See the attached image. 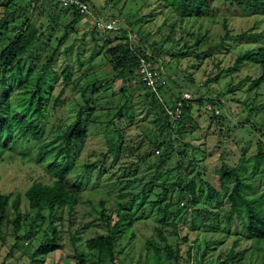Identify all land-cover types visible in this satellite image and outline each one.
<instances>
[{
  "label": "rangeland",
  "instance_id": "374dc122",
  "mask_svg": "<svg viewBox=\"0 0 264 264\" xmlns=\"http://www.w3.org/2000/svg\"><path fill=\"white\" fill-rule=\"evenodd\" d=\"M91 1L105 18L117 20L118 27L127 32L140 30L149 42L147 49L164 61L168 77L159 97L166 104L172 105L183 89L192 91L196 100L203 98L204 104L193 103L181 132L174 136L173 152L161 148L160 155L156 151L155 155L142 159L151 150L152 143L168 141L158 128L166 118L137 73L121 77L108 64L103 49L107 33L95 34L87 17L79 20L68 36L54 65L57 75L49 76L43 141L30 143L27 139H18L19 126L13 117H35L37 100L32 103V93L46 54L37 66L26 63L22 72L16 66L3 72L1 79L5 82H0V95L9 96L6 107L13 125L0 141V193L14 198L21 196L24 220L20 233L26 238L13 250L17 244L15 227L5 225L0 234V264H75L72 257L77 253L86 255L87 264H103L97 253L86 245L88 240L109 232L101 219L102 200L111 212L116 204L124 205V212L132 214L135 220L131 230L118 234L119 264H190L189 248H193L197 258L202 256L205 264H264V241L249 239L244 222L237 214L229 222L232 207L229 195L235 182L230 181L223 187L220 181L225 166L239 167L256 191L263 189L260 170L264 163L258 171L254 165L258 144L264 147V84L249 91L262 71L250 64L235 73L228 71L241 54L257 46L264 47V41L255 37L264 35V13L242 10L243 14L237 15L223 11L213 18L182 22L176 20L169 8L154 0ZM42 4L34 17L28 12L24 15L55 46V40L63 36L64 25L74 12H66L64 6L49 0ZM9 5L10 0H0V20L7 16L4 7ZM16 5L19 9L13 10L18 19L22 9L28 8L27 0H16ZM56 9L59 14L54 13ZM117 35L115 31L112 37ZM133 39L138 41L135 34ZM67 66L73 71L70 85L63 77ZM86 85H90L88 98L94 101L95 110L87 128V140L73 147L72 172L68 177L72 183L82 182L81 200L73 218L66 210L63 222L56 223L63 231V253L38 256L36 250L45 237L44 231L52 235V230L49 221L41 219L33 235L26 236L27 228L36 217L26 191L37 181L50 183L44 172L53 159L50 156L38 165L36 147L52 141L76 120L79 110L85 106L82 89ZM95 85L98 95L93 94ZM58 99V105L54 106ZM211 100L215 105L209 111L207 106ZM120 110L123 118L118 116ZM117 131H124L126 141L133 143L137 150L120 156ZM161 159H165V165L159 170ZM104 163L106 167L102 168ZM187 182L197 185V204L193 210L181 206L186 199L178 190L173 191L175 184ZM211 186L219 191L220 197L209 201L207 194ZM167 206L170 213L179 210L180 214L166 218ZM43 214L47 216L48 211ZM9 216L12 220L16 217L12 208ZM116 221L115 212L113 223ZM172 224L178 228L175 230ZM164 236L174 248V257L164 250ZM185 238L188 242H184ZM156 248L161 249L159 260Z\"/></svg>",
  "mask_w": 264,
  "mask_h": 264
},
{
  "label": "trees",
  "instance_id": "16d2710c",
  "mask_svg": "<svg viewBox=\"0 0 264 264\" xmlns=\"http://www.w3.org/2000/svg\"><path fill=\"white\" fill-rule=\"evenodd\" d=\"M52 3L61 5L57 0H49ZM93 4L91 0H87ZM158 2L162 7L169 8L176 16V20L182 22L191 20L193 18L205 19L218 16L221 12H234L237 15L242 13V10H246L252 14L264 13V0H154ZM46 3V2H45ZM43 3V4H45ZM41 4L39 8L43 5ZM28 8L22 9L19 18L15 16L14 8H17L16 0H10V5L5 6L4 9L7 12V16L1 18L0 23V82L4 83V79H1L3 72L13 67H17L19 72H22L26 63L31 64L33 67L38 65V61L43 54H46V61L41 65L40 71L36 77L35 91L32 93V103L36 99L37 104L35 107V117L20 118L19 116L13 117L17 122L19 129L18 139H27L28 142H41L46 135V127L44 125V118L46 116L47 101L50 94L47 93V84L49 82V76L51 73L57 75L54 65L60 55L63 46L66 43L68 36L74 29V26L84 16L73 8H65L66 12H74L71 20L64 25L63 36L58 37L55 42V46L50 38H47L44 33L40 32L32 23V19L26 17L24 13L28 12L29 15L35 16L31 13L32 2L27 0ZM94 5V4H93ZM38 8V10H39ZM24 10V11H23ZM57 9L55 14H59ZM243 14V13H242ZM28 15V14H27ZM63 15V14H62ZM118 24V21H117ZM118 27V25H117ZM19 28V29H17ZM225 28L228 30V22L225 23ZM94 33L96 30L93 28ZM118 31L116 37H112V34ZM106 34V39L103 43V49L105 50V59L118 76L125 77L127 75H134L138 73L141 56H144L149 62L154 59H160L158 56L153 55L147 48L150 46L148 40L143 38L142 32L139 30H126L118 27L117 30L103 32ZM133 34L138 38V41L134 42ZM245 36V35H244ZM259 40L264 41V35L255 36ZM8 41V42H7ZM7 42V43H6ZM2 43V45H1ZM137 43V44H136ZM199 44V41H198ZM150 54L148 56L147 54ZM163 65L164 61L161 59ZM257 65L259 66L261 76L254 80L249 87V91H253L264 84V47L257 46L241 54L233 68L228 72L235 73L243 65ZM4 70V71H3ZM138 76V74H137ZM64 81L67 85H70L73 77V71L70 66H67L63 71ZM168 74L166 72V78L163 85L159 87V91L165 85ZM143 84V83H142ZM144 85V84H143ZM144 87L149 91V95L152 96L159 104L162 115L166 118V122L159 128L161 135L165 136L167 142H154L150 145L151 150L146 151L144 154L141 152L142 159L149 158L155 155V152L159 151L161 154V148H164L165 152H173L174 136L181 132L182 124L188 114L191 113L193 105H190L184 110L183 117L178 122H173L171 117L166 112V104L157 94L149 90L145 85ZM90 85H86L82 89V98L85 102V106H82L77 114V118L67 128V130L52 141L43 143L41 146H37V158L36 163L38 165L44 164V162L52 156V162L44 172V176L49 179L50 183L43 184L37 181L33 186L26 191V197L29 200L30 208L36 212V217L32 220L30 226L27 228L26 236L31 237L33 232L39 228L38 221H49L52 235H49L45 230V237L40 243L36 254L38 256H48L52 253L62 254L65 246L62 243L63 231L59 230L56 223L57 221L63 222V214L68 210L69 216L73 218L76 208L80 203V191L83 188V184L80 181L72 183L68 180L69 175L72 172L71 163L73 161L72 150L77 144L85 142L88 138L87 128L91 124V116L94 113L95 106L94 101L88 98V90ZM93 94L98 95L99 91L97 86L93 87ZM186 89L180 91L179 95H176L174 105L178 98ZM159 97V98H158ZM8 94L2 93L0 95V141L3 140L8 132L12 128L11 114L6 107L8 102ZM59 99L56 100L57 106ZM198 104H204V99L200 98L195 100ZM212 106L215 105L213 100L209 101ZM32 103L30 107H32ZM214 107V106H213ZM120 118H123V111L118 113ZM158 121L161 122V116L158 117ZM119 135V153L120 156H126L128 151L137 150L133 143L126 141L127 136L124 131H117ZM159 143V145L157 144ZM159 148V150H157ZM259 152L255 156V171H258L262 163H264V147L262 143L258 144ZM156 152V153H157ZM1 153V151H0ZM159 154V155H160ZM167 154V153H166ZM185 155H183L184 157ZM162 157H165L162 155ZM99 163L102 164V161ZM165 165V159H161L158 164L159 170ZM105 168V163L101 165ZM179 167L181 168L180 164ZM229 167V166H228ZM225 166L221 171V185L223 187L228 186L230 181L235 182V186L229 195V201L232 205L231 214L229 216V222L234 220V214L244 222V231L251 240L264 241V185L263 189L258 192L256 188L248 182L246 176H243L239 167L228 168ZM264 180V167L260 170ZM159 172V171H158ZM197 185L195 183L187 182L181 184H175L173 191L178 190L179 194L186 199L187 210H193L197 204V198L195 191ZM165 196H168V191H165ZM220 197L219 191L215 187L211 186L207 194V199L212 201ZM21 196L13 197L12 195H4L0 193V234L7 224H13L15 227V235L17 237V244L14 249L18 248V243L21 239L26 238L21 235L22 223L24 217L21 214ZM101 219L106 223L109 232L108 234H99L95 238H92L86 242L87 248L91 252H96L98 260L103 263L119 264V255L116 253V247L118 242V234L128 232L135 225V220L132 214L124 212L125 206L122 204H116L114 211H108L106 209V201L102 200L101 203ZM10 208L16 213L14 220L9 216ZM181 208V207H180ZM183 209V208H181ZM48 211V215L43 213ZM170 206L165 208L166 218L170 215L178 216L180 211L170 213ZM117 214V221L113 223V213ZM170 225V223H166ZM174 229L178 228L177 225L172 224ZM163 235V233L161 232ZM166 247L164 250L174 257V248L167 243V238L163 237ZM76 242V239H75ZM184 242H188L185 238ZM193 249V248H192ZM192 249H188L189 257L192 254ZM13 252V251H12ZM161 249L156 248V257L159 260ZM43 257V258H45ZM177 257V256H176ZM205 257V256H204ZM75 264H87L86 255L83 253H77L72 257ZM178 258V257H177ZM62 259V255H61ZM60 261V259H59ZM213 264V263H210Z\"/></svg>",
  "mask_w": 264,
  "mask_h": 264
},
{
  "label": "built area",
  "instance_id": "2783aa9c",
  "mask_svg": "<svg viewBox=\"0 0 264 264\" xmlns=\"http://www.w3.org/2000/svg\"><path fill=\"white\" fill-rule=\"evenodd\" d=\"M44 1L46 0H31V13L34 14L38 10L40 4H42V2ZM57 1L61 3L62 6L67 8H73L84 17L90 18L91 24L97 33H103L118 29V27L116 26L117 20L105 18L103 15H101L100 12H98L95 5H93L87 0ZM134 42H136V40H134ZM147 55L151 57L149 53ZM137 74L140 81L149 90L153 91L159 96V87L164 84L166 78V71L161 59H154V61L149 62L147 58L141 56ZM195 100L196 98L194 93L186 89L174 105L165 106L166 112L171 117L172 121L176 123L183 117L184 110L190 105H193ZM207 108L209 109V111L213 110L212 105H208ZM216 113L219 114V111H216ZM157 154L159 155L160 152L158 151ZM181 206L185 207V202H182ZM190 264H205V262L203 261L202 256L200 258H197L195 253L192 252L190 256Z\"/></svg>",
  "mask_w": 264,
  "mask_h": 264
}]
</instances>
